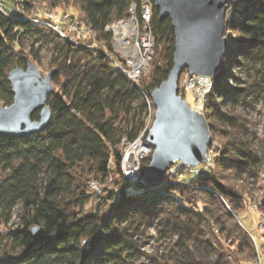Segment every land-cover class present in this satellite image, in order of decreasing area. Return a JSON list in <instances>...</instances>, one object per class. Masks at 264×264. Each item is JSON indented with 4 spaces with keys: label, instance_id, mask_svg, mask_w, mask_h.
Returning <instances> with one entry per match:
<instances>
[{
    "label": "trees",
    "instance_id": "16d2710c",
    "mask_svg": "<svg viewBox=\"0 0 264 264\" xmlns=\"http://www.w3.org/2000/svg\"><path fill=\"white\" fill-rule=\"evenodd\" d=\"M133 1L141 0H19L16 17L0 12L3 106L14 101L9 72L27 68L32 58L41 62L45 45L51 46L55 86L44 130L24 137L0 133V264H263L264 243L252 240L243 217L250 184L264 167V139L234 110L264 98V0L227 6L235 11L225 18L233 44L212 77L203 109L211 134L227 144L211 155L213 167L177 162L174 173L147 184L142 176L149 156L130 185L120 146L142 132L146 141L155 110L151 91L168 77L175 53L171 19L160 16L154 1V56L141 82H132L108 56L113 45L107 26L127 17ZM12 2L5 0L9 7ZM35 4L38 21L25 19ZM45 7L82 17L103 49L55 32ZM17 205L18 223L8 225ZM258 208L264 214V199ZM150 229L167 241V249L145 250Z\"/></svg>",
    "mask_w": 264,
    "mask_h": 264
},
{
    "label": "water",
    "instance_id": "95a60500",
    "mask_svg": "<svg viewBox=\"0 0 264 264\" xmlns=\"http://www.w3.org/2000/svg\"><path fill=\"white\" fill-rule=\"evenodd\" d=\"M154 1L160 16L171 19L175 53L168 77L151 91L155 115L146 143L154 150L142 176L147 184L165 177L176 162L197 167L209 154L212 135L208 121L179 93V82L186 70L201 77H213L220 70L229 46L225 37L227 6L235 0ZM52 77L53 70L43 75L31 60L27 68L9 72L14 101L0 105L1 134L24 137L47 127L52 117L48 96L55 91ZM36 111L39 118L33 119Z\"/></svg>",
    "mask_w": 264,
    "mask_h": 264
},
{
    "label": "built area",
    "instance_id": "2783aa9c",
    "mask_svg": "<svg viewBox=\"0 0 264 264\" xmlns=\"http://www.w3.org/2000/svg\"><path fill=\"white\" fill-rule=\"evenodd\" d=\"M16 1L12 2L14 7H9L5 4V0H0V12L11 18L16 17L14 12H21L19 0ZM153 8L154 0H141L140 3L133 1L130 4L127 17L116 20L107 26V30L112 34L111 42L113 45V54L108 53V56L118 65L121 72L135 84H139L142 77L149 71L154 56L155 38L150 28ZM43 14L49 20H53L47 24L61 36L80 45L103 49L102 44L96 42L92 30L86 29L82 17H75L68 12L61 13L57 8L48 7L44 8ZM38 15L40 12L37 9V4H35L32 8L31 17L26 16L24 18L38 21ZM185 76L184 82L180 79L179 93L187 101V95L191 93L195 98V104L191 106L203 113L204 103L212 91L213 79L212 77L191 76L188 72ZM144 134L145 132H142L131 143H127V139L124 138L120 146L123 148V176L130 185L135 184L139 179L141 161L149 157L154 150L144 141ZM204 163L207 168L213 167L210 150ZM175 171L176 164L170 166L167 173ZM92 186L99 190L95 182L92 183Z\"/></svg>",
    "mask_w": 264,
    "mask_h": 264
},
{
    "label": "rangeland",
    "instance_id": "374dc122",
    "mask_svg": "<svg viewBox=\"0 0 264 264\" xmlns=\"http://www.w3.org/2000/svg\"><path fill=\"white\" fill-rule=\"evenodd\" d=\"M234 12H235L234 9H230L229 11L227 10L226 17L227 18L229 17V20L232 19L234 17ZM225 37L227 38L229 42L228 43L229 46L227 48V53H228V52H231L230 49L233 44L232 43L233 40L231 41V39H229L226 35ZM40 56H41V62L36 61L34 58H32L31 61H33L39 67L43 75H46L51 70L49 66V60L51 56V46H47V45L42 46L40 50ZM187 72L188 71H184L182 73V76L180 78L182 82H184V79L186 77L185 75L187 74ZM231 72L234 75L237 74L235 70H231ZM228 82H231V81H228ZM212 90H213V86H212ZM187 98L191 105L195 104V98L191 95V93L187 95ZM252 100L253 101L251 103L252 104L251 106H248L245 108H241V107L237 108L234 110V113L236 114L241 113L248 120H250L249 121L250 127L253 129V131H255V133L261 140V139H264V98H258V99H252ZM0 105L3 106V101H0ZM154 115H155V110H154ZM153 121H154V117L153 119L150 117L148 118L147 125L149 124V128L151 127ZM211 135H212V141H211L212 148L210 149L211 155L222 153L227 146L226 141L218 133H213ZM151 155L152 153L149 156L151 157ZM206 171L207 169L205 171H201V173L202 172L204 173ZM92 183L93 182H91V184ZM240 183L241 181H238V184ZM250 186H251L250 187L251 190H249V193L247 195L248 200L245 201V206H246L245 212L247 213V215H245L243 219L248 226V230L250 231L252 240L254 242L261 244V242L264 243V214L260 213L258 206L261 204V202L264 199V167L262 168L259 181L257 183H251ZM114 187H115L114 184H111V183L108 184V188L113 189ZM108 204L109 202H105L102 205V207L106 208ZM19 211H20L19 205L14 207L13 217L8 225H16L18 223ZM149 231H150V235L149 237L146 238L145 247H144L147 252L154 253L158 248L160 251H163L165 250V248L166 249L168 248V244H166L167 241H165L162 238V236H160L157 230L150 229ZM263 264H264V255H263Z\"/></svg>",
    "mask_w": 264,
    "mask_h": 264
}]
</instances>
